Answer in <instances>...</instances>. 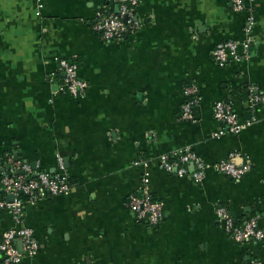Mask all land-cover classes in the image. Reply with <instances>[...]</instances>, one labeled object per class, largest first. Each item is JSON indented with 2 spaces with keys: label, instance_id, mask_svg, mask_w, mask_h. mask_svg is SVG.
Masks as SVG:
<instances>
[{
  "label": "crops",
  "instance_id": "1",
  "mask_svg": "<svg viewBox=\"0 0 264 264\" xmlns=\"http://www.w3.org/2000/svg\"><path fill=\"white\" fill-rule=\"evenodd\" d=\"M105 5L0 0V156L54 172L60 155L71 183L67 194L24 203L22 225L38 249L18 264H264V239L235 241L216 216L223 206L236 223L257 217L264 226V104L250 108L246 97L248 86L264 91V0L246 2L249 35L247 12L230 0H139L137 27L110 42L91 29ZM226 40L240 59L219 66L212 49ZM56 57L77 62L82 96L59 90ZM187 84L200 94L195 121L181 116ZM217 100L249 121L239 134L217 132ZM185 147L207 164L201 182L192 167L179 176L158 165ZM231 152L252 164L240 179L213 168ZM141 183L164 204L158 225L126 206ZM14 226L0 210V238Z\"/></svg>",
  "mask_w": 264,
  "mask_h": 264
},
{
  "label": "built area",
  "instance_id": "2",
  "mask_svg": "<svg viewBox=\"0 0 264 264\" xmlns=\"http://www.w3.org/2000/svg\"><path fill=\"white\" fill-rule=\"evenodd\" d=\"M105 8L97 11L91 21V29L105 42L119 41L133 31L138 21L134 18V9L139 0H104ZM250 0H230L235 11H246L247 26L245 31L251 34L255 24L253 11L246 7ZM116 6V10H113ZM247 49L248 44H242ZM212 58L219 66L226 65L231 60H239L237 44L232 40L220 41L212 49ZM58 71L62 72L59 90L71 96H82L87 88V82L78 75L77 62L63 57L55 58ZM185 101L182 103L181 116L185 120L195 121V106L200 100L198 87L195 84L184 86ZM247 104L253 108L264 104V91L256 86L247 87ZM213 117L220 124L219 134L229 133L237 135L249 121H240L237 113L229 102L217 100L213 105ZM237 153L231 152L224 159L213 164V168L233 179H240L252 166L250 160L243 164H236ZM158 165L166 171L174 170L181 176L190 170L191 178L201 182L206 173L207 164L190 148H179L169 154H162L157 158ZM135 164L147 165L145 161H135ZM56 171L48 172L32 167L28 162L14 154L0 156V210H7L16 226L5 230L0 238V256L3 264H18L23 255L33 256L38 249V241L29 227L22 225V208L24 203L31 204L47 196L67 194L71 189L69 175L63 158L56 156ZM11 195L12 199L7 197ZM127 208L133 213L136 221L148 225H158L163 219L164 204L154 199L144 184H139L136 191L128 194ZM216 216L225 232L235 241H262L264 226L258 223L257 217L247 218L239 223L234 222L226 208L219 206ZM21 242L22 250L15 242ZM247 264H263L258 260H251Z\"/></svg>",
  "mask_w": 264,
  "mask_h": 264
},
{
  "label": "water",
  "instance_id": "3",
  "mask_svg": "<svg viewBox=\"0 0 264 264\" xmlns=\"http://www.w3.org/2000/svg\"><path fill=\"white\" fill-rule=\"evenodd\" d=\"M9 200H11L12 199V196L11 195H9L8 197H7ZM21 243V242H20ZM21 248V247H20Z\"/></svg>",
  "mask_w": 264,
  "mask_h": 264
}]
</instances>
